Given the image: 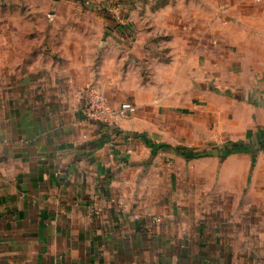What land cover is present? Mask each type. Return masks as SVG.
I'll list each match as a JSON object with an SVG mask.
<instances>
[{
  "label": "crops",
  "instance_id": "0c3cea01",
  "mask_svg": "<svg viewBox=\"0 0 264 264\" xmlns=\"http://www.w3.org/2000/svg\"><path fill=\"white\" fill-rule=\"evenodd\" d=\"M244 2L264 34V0ZM25 68L0 106V264H264L263 231L251 221L264 210V141L222 160L217 147L189 157L213 133L172 143L185 179L176 210L156 187L140 195L141 179L167 175L152 166L164 148L151 145L163 142L144 137L131 112L113 123L137 134L130 142L87 119L83 85L67 77L62 88L58 65Z\"/></svg>",
  "mask_w": 264,
  "mask_h": 264
},
{
  "label": "rangeland",
  "instance_id": "374dc122",
  "mask_svg": "<svg viewBox=\"0 0 264 264\" xmlns=\"http://www.w3.org/2000/svg\"><path fill=\"white\" fill-rule=\"evenodd\" d=\"M259 1L250 5L257 8ZM247 5L244 0H0V106L3 93L26 75L27 63L58 65L62 88L61 79L78 77L79 86L96 85L114 106L128 102L142 135L167 146L156 150L152 165L167 175L141 179L147 190L140 195L156 187L176 209L185 179L176 173L180 144L172 143L186 133L197 140L213 133L201 151L217 147L222 160L232 143L242 145L239 151L258 153L264 141V34ZM150 154L142 162L146 170L155 155ZM251 212V221L262 228L264 250V210Z\"/></svg>",
  "mask_w": 264,
  "mask_h": 264
},
{
  "label": "built area",
  "instance_id": "2783aa9c",
  "mask_svg": "<svg viewBox=\"0 0 264 264\" xmlns=\"http://www.w3.org/2000/svg\"><path fill=\"white\" fill-rule=\"evenodd\" d=\"M82 98L85 117L90 121L101 124L107 128L114 126L113 123L117 117H127L132 110L131 105L128 102L123 103L118 107H113L105 92L93 84L85 85ZM132 137L131 134H128L123 138L126 142H130ZM125 153L131 154V148L127 147ZM60 171L61 169L58 170V172ZM169 218L172 219L173 216H169ZM160 221V217H157L154 222L159 223Z\"/></svg>",
  "mask_w": 264,
  "mask_h": 264
},
{
  "label": "trees",
  "instance_id": "16d2710c",
  "mask_svg": "<svg viewBox=\"0 0 264 264\" xmlns=\"http://www.w3.org/2000/svg\"><path fill=\"white\" fill-rule=\"evenodd\" d=\"M110 128H111V130H113L114 132H116V134H119V135H122L123 137L125 136V135H128L129 133H125V132H122L121 130H119V129H117L116 127H114V126H110ZM132 136L134 135H137L136 133H130ZM152 150H155L157 147H160V148H167V146L166 145H158V146H156L155 144H153L152 143ZM228 147H230L229 149H227V153L226 154H229V153H231V152H233V151H235V150H238V149H242V145L241 144H236V143H232V144H230V145H228ZM244 147V146H243ZM176 151L177 152H180L181 151V149L180 148H176ZM182 152H184V150L182 149ZM189 152H190V155H189V157L190 158H197V157H201V156H203L204 155V153H202V152H198V151H193V150H189Z\"/></svg>",
  "mask_w": 264,
  "mask_h": 264
}]
</instances>
